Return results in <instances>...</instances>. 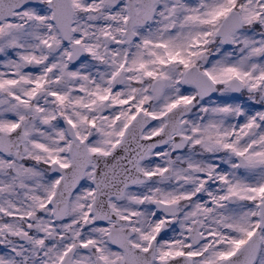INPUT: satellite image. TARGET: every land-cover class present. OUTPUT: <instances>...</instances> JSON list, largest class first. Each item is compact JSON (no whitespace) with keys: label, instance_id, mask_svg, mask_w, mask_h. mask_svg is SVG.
<instances>
[{"label":"snow or ice","instance_id":"6c2138e0","mask_svg":"<svg viewBox=\"0 0 264 264\" xmlns=\"http://www.w3.org/2000/svg\"><path fill=\"white\" fill-rule=\"evenodd\" d=\"M0 264H264V0H0Z\"/></svg>","mask_w":264,"mask_h":264}]
</instances>
